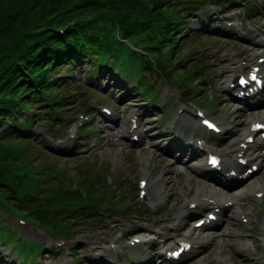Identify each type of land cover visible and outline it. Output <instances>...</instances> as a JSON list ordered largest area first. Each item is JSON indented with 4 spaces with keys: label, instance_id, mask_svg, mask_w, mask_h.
Segmentation results:
<instances>
[{
    "label": "rangeland",
    "instance_id": "374dc122",
    "mask_svg": "<svg viewBox=\"0 0 264 264\" xmlns=\"http://www.w3.org/2000/svg\"><path fill=\"white\" fill-rule=\"evenodd\" d=\"M261 1V0H259ZM7 2H3V6L6 5ZM188 12V10H187ZM240 12L237 11L236 14H239ZM242 13H245L244 10ZM244 17V15H243ZM253 24V30H249L247 32L249 38H253L254 34L256 32H260L264 29V14H257L256 17H254L252 20H248ZM239 25L243 28V32L247 31V22L241 20L238 22ZM189 37V35L186 36L185 40ZM244 34H239L237 36V40H242L244 38H248ZM204 41L209 43H216L217 41H220L219 38L216 37H207L203 35ZM3 37H0V42L3 41ZM190 45H193L190 43ZM219 45H223L218 52L215 54H197L191 57L190 59V65H193L195 69H199L198 72H196L194 75L196 77V80L193 83H198L200 85V88L202 89L201 94H204L205 97H207V87L210 86L211 90H214L217 86H221V79H220V73L229 65V61L226 60L227 57H229L232 53H239L242 50V45L239 44L237 41L233 40H226L225 42L220 41ZM211 51V49H209ZM209 51V53H211ZM199 56L197 59L196 57ZM206 63V64H204ZM204 64V65H203ZM182 65H188L187 64H181ZM203 65V67H201ZM66 68H64L63 73L65 72ZM179 71L181 75H184L186 72H181L183 69H176ZM176 70H172L171 74V81L176 79V75L178 73H175ZM205 70H210V73L206 78L203 80L201 77ZM67 71V70H66ZM85 73V72H84ZM73 73L74 79L77 81V75ZM78 76H81L79 74ZM86 76V73H85ZM159 76L158 74H152L151 78L155 80V78ZM87 79H84L83 81L78 82L80 85L87 84ZM89 82V81H88ZM115 83V82H114ZM161 83L157 84L156 90L159 92V89L162 88L160 86ZM178 88L183 91L182 87L178 86ZM178 88H173L170 90V96L171 99H175L172 101V106H176L178 104V101L176 100V93L178 91ZM98 91L101 93L99 94V101L102 102H109L107 98H103V94H108L110 98L113 99L114 103H111L120 110H124L126 112L128 108L133 105L140 103L137 101L138 97L134 95L128 102H124L122 100L119 101V98H122L123 94L121 91L117 92L116 95L119 96H111L110 91L102 92L100 89ZM93 97H96L97 94H92ZM79 101L82 99H78ZM191 105V104H189ZM40 106V105H38ZM37 106V107H38ZM45 106V105H44ZM42 106V107H44ZM209 106V105H208ZM254 110H249L246 107L238 106V104H233L232 101H224V100H216V108L214 109L213 113L218 118H220L223 121H229L230 124L227 125L229 128L232 124H236L233 130L236 131H242L246 128V120H248L251 116H253L256 113H253ZM81 111L77 109V107H73L72 110H67L65 113H67L68 117L71 118L72 114H74V117L76 118L78 113ZM32 113V111L30 112ZM156 119H143V121L146 124V127L151 130L152 133H164L163 125L159 123L158 117H155ZM47 121L43 122V125L41 126V134L44 136L45 140L42 141L41 139H35L34 141L30 142V145L26 144H17L16 142L8 143V145L12 149H20L24 153V160L20 162H14V167L18 168H24V173L27 176H32L34 179L42 180L47 175L46 167L50 165H54V167L58 164L62 167H65L68 169V175L70 177H73V181H80L82 180V177L87 175H90V173L93 172V169H87L86 164L94 163V162H100V159L110 158L114 161L117 157H121L123 153L116 154L113 150H108L106 148H103L101 151L96 152L99 153L96 156H89L88 152L84 149L82 152H77L78 149H75V153H55L50 152V150L47 148L46 144L48 145V137L49 134L52 132L51 128L46 126ZM57 135H62L64 131H61V129H58L55 131ZM39 135V133L37 134ZM170 137L162 136L160 138V145L164 146L166 143L170 140ZM1 143V142H0ZM71 143L73 144V149L75 148V140H71ZM1 146V145H0ZM7 151L3 156H1V162L2 163H8V166L11 167L12 162L14 159L19 160V157L14 155V153L7 148ZM4 151V148L0 147V153ZM48 151V152H46ZM95 153V154H96ZM148 157H151L152 165L155 167L154 170L157 174L159 171L160 173L158 175V178L160 180L157 183V190H155L154 197L156 200V206L157 210L161 209V214H157L154 207L153 209H150L147 205L143 206V209L148 208L151 213H143L142 215H138L137 217H132V215L127 214L121 215V211H117L116 214H119L121 216H111L109 217V225L114 226L115 224H120V227L118 225H115L112 230L109 231V233L105 231H102V229H99L97 231H93V228L91 226L92 220L89 216L85 215L83 211L80 209L78 210H71V209H55L51 212L52 214H55L58 212V220L59 222L67 220L72 221V225L74 227V231H71L69 239H67L66 245H64L65 249L68 250L70 247L73 246L74 242L80 241L83 242L87 249V252H81L85 253L84 256H89L92 259H100L101 261H104L105 263H110L106 258L108 251H104L105 245L109 243V241L115 240V236L126 230V229H133L135 228V231L138 234L144 233L143 235H147V232H162L168 237H175L180 234V231L182 228L187 227V220H185L184 224L179 227H175L176 230L169 233V229L177 224V216L180 215L184 208V201H183V195H188L191 191H193V194L189 195V199H192V197L201 190L202 192H207V190L204 188L205 185H207L204 181H198L194 183V181H188L191 179V171L186 169V166L183 165H176L174 161H168V160H162L160 156L149 155ZM137 160H133L132 163H134ZM142 165H143V161ZM132 163H129L128 161H125L121 163L119 166L120 169H122L124 174L130 170L138 171L143 170L144 167H133ZM54 167H49V176L45 178L46 182L49 183V186L46 187L44 190L41 191V194H45L44 198L39 201V206L41 207H48L49 203L51 201H57L53 200L52 196L54 192L56 191L54 186L58 188L60 185L64 182V177H60L61 180L56 182L58 179V175L56 173H60V171ZM63 175V174H62ZM26 178V176H25ZM251 182L254 185L257 184H263L264 182V158L262 161V168L259 172V174L254 178L251 179ZM36 183V182H35ZM34 183V184H35ZM67 184V181H66ZM117 184V183H113ZM111 184V185H113ZM76 184H72L70 187H76ZM118 185V184H117ZM246 190H248L249 185L248 182L245 184ZM159 191V192H158ZM161 194V198L159 196ZM123 204V203H122ZM134 204V202H133ZM255 204L250 203L248 205V209L254 208ZM260 206H257L255 208L256 212L258 213ZM139 206L135 205L130 211L138 212ZM129 211V212H130ZM78 213V214H77ZM113 213V212H107ZM77 214V215H76ZM260 216V215H259ZM108 219H106V223H108ZM162 219H167L168 221L160 223ZM255 218L252 219V223H249L247 225H241L237 222L236 218L233 216H230V218L227 220V223L224 225V227L219 231L216 232L217 243L215 241L211 242V246L205 250V246H202L198 249L197 255L187 260L184 264H224L222 261H219V257H229L230 260H235L238 264H264V252H260L258 257L255 259H252L251 256L245 257L240 255L238 259L236 258V252L240 251L241 248L244 246V243L247 241H253L254 236L257 234L256 227L253 226L255 223ZM107 225V224H106ZM72 227V226H71ZM119 227V228H118ZM143 227L142 229H140ZM25 229L23 231V235H29L33 237H38L37 229L32 226V224H26L23 226ZM23 230V229H22ZM253 234L254 236H252ZM242 237V238H241ZM39 240H41L38 237ZM16 241V240H15ZM51 243L54 241L53 239H50ZM118 243L125 247L127 246L128 242L125 238H120L118 240ZM89 244V246H88ZM28 245V244H27ZM22 247L20 251L26 252V247ZM61 249L60 251L56 249L54 251V255L58 256L56 259L50 261L51 264L60 263L61 261L71 263L70 255L68 254V251L65 252V249ZM81 248V247H80ZM59 249V248H58ZM82 250V249H81ZM7 252V250H6ZM249 259V260H248ZM249 262V263H247ZM5 263V262H2Z\"/></svg>",
    "mask_w": 264,
    "mask_h": 264
},
{
    "label": "trees",
    "instance_id": "16d2710c",
    "mask_svg": "<svg viewBox=\"0 0 264 264\" xmlns=\"http://www.w3.org/2000/svg\"><path fill=\"white\" fill-rule=\"evenodd\" d=\"M4 1L7 4L3 6ZM142 2L143 0H0V37L4 38L0 42L2 147L12 139L8 126L13 120H17L18 115L24 114L25 109L33 108L36 102L44 99L54 109L65 101L59 89H56L54 95L48 96L51 87L57 85L53 76L59 72L63 63L71 65V62L79 59L88 63L91 51H97L115 56L118 61H127L126 69L137 72L134 65L138 62L136 53L120 38L131 39L143 48H154L152 36H148L150 33L145 26L142 27L137 22L139 17L151 21L164 19L168 24L164 28L171 50L175 51V46L179 44L176 40L179 29L175 31L172 27L176 20L174 13L169 14V11L164 10L163 6L167 1ZM150 3L153 7H150ZM58 29H63L64 33L59 34ZM22 128L25 129V125ZM9 169V166L1 162L0 181L9 176ZM19 184L26 194L33 190L26 183ZM10 189V202H15L25 212L29 207L36 206L37 209H30L31 214L36 215L35 218H48L49 211L40 207L33 197L21 196L14 184ZM27 216L32 217L29 214ZM11 237L14 238L15 234L12 233Z\"/></svg>",
    "mask_w": 264,
    "mask_h": 264
}]
</instances>
